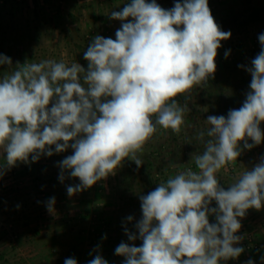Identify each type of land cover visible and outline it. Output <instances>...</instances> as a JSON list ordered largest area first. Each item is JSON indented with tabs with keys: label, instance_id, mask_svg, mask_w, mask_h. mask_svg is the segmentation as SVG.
<instances>
[{
	"label": "clouds",
	"instance_id": "9594fccd",
	"mask_svg": "<svg viewBox=\"0 0 264 264\" xmlns=\"http://www.w3.org/2000/svg\"><path fill=\"white\" fill-rule=\"evenodd\" d=\"M110 16L132 20L122 23L115 39L93 38L84 51L87 69L42 60L17 63L0 77V149L6 160L0 169L27 163L30 155L33 162L41 154L52 156L51 146L56 153L71 147L74 153L60 162L59 179H65L63 170L79 178V185L67 188L72 196L114 174L126 158L140 167L137 153L157 126L181 132L189 108L176 98L188 99L214 75L217 50L231 32L220 29L208 0H183L170 10L155 0H131ZM258 39L262 48L247 69L251 91L242 107L227 118L207 117L209 127L196 136L204 150L191 158L198 171L188 167L140 196L143 215L135 227L142 245L121 243L115 249L126 257L124 264H220L243 253L234 246L243 239L236 235L242 227L238 218L264 206V161L239 174L227 190L217 173L238 161L241 142L251 149L264 141V34ZM0 65L12 66L11 58L0 56ZM212 201L218 207L210 208ZM54 203L53 197L49 211ZM213 214L215 224L208 219ZM89 264L108 262L97 255Z\"/></svg>",
	"mask_w": 264,
	"mask_h": 264
},
{
	"label": "rangeland",
	"instance_id": "374dc122",
	"mask_svg": "<svg viewBox=\"0 0 264 264\" xmlns=\"http://www.w3.org/2000/svg\"><path fill=\"white\" fill-rule=\"evenodd\" d=\"M155 2L170 10L183 0ZM129 3L131 0H0V56L12 61V66L0 65V77L13 72L17 63L42 60L79 63L87 69V46L96 35L116 38L122 23L132 18L115 20L110 13L121 11ZM208 4L220 29L230 31L231 37L221 41L215 59L217 68L207 83L194 87L188 99L183 95L176 98L181 106L187 104L189 108L181 132L175 134L157 126L156 134L137 153L143 161L140 167L126 158L114 174L72 196L67 188L79 185V178L63 170L65 179H59L60 162L74 153L71 147L56 153L51 146L52 156L41 154L33 162L30 155L27 163L0 169V264H64L68 258L77 264H89L97 255L108 264H124L126 257L116 255L115 249L121 243L142 245L135 227L143 215L140 196L188 167L198 171L191 158L204 150L196 136L209 127L207 117L227 118L230 110L242 107L251 91L252 77L247 69L262 48L258 37L264 34V0H208ZM260 128L264 132V122ZM240 147L238 161L217 173L225 190L243 171L264 161V141L251 149L244 148L243 142ZM4 163L5 154L0 149V164ZM53 197L55 203L49 211L48 202ZM209 207L218 206L212 201ZM208 219L211 224L217 222L214 214ZM238 219L242 227L236 235L243 239L234 246L244 247L251 234L260 248L264 206L259 211L249 209L244 218ZM128 233L137 239L129 240ZM258 251H243L244 262L253 261ZM220 264L236 263L230 258Z\"/></svg>",
	"mask_w": 264,
	"mask_h": 264
},
{
	"label": "built area",
	"instance_id": "2783aa9c",
	"mask_svg": "<svg viewBox=\"0 0 264 264\" xmlns=\"http://www.w3.org/2000/svg\"><path fill=\"white\" fill-rule=\"evenodd\" d=\"M243 248L245 251L244 253H255V252H257L258 244H257L256 238L253 235L249 234L247 236V243L245 244V246ZM242 256H243V254L240 255L238 258L234 259L236 264H246L244 262V260H243L244 258H242Z\"/></svg>",
	"mask_w": 264,
	"mask_h": 264
},
{
	"label": "crops",
	"instance_id": "0c3cea01",
	"mask_svg": "<svg viewBox=\"0 0 264 264\" xmlns=\"http://www.w3.org/2000/svg\"><path fill=\"white\" fill-rule=\"evenodd\" d=\"M262 236V239L260 238V240H261V242H262V244H260V248H258V252H259V254H258V256H254L253 257V264L255 263V264H257V263H260L261 264V262H264V259H262V257L264 256V235H261L260 234V237ZM258 241H259V239H258ZM261 257V258H260ZM258 259H260V260H258ZM245 261H247L248 262V260L246 259Z\"/></svg>",
	"mask_w": 264,
	"mask_h": 264
}]
</instances>
